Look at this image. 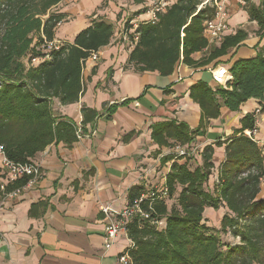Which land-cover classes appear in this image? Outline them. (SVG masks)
I'll list each match as a JSON object with an SVG mask.
<instances>
[{
	"label": "trees",
	"instance_id": "1",
	"mask_svg": "<svg viewBox=\"0 0 264 264\" xmlns=\"http://www.w3.org/2000/svg\"><path fill=\"white\" fill-rule=\"evenodd\" d=\"M63 0H0V144L6 156L17 163L33 161L36 155L53 143L71 145L78 141V125L56 113L54 101L62 105L78 102L84 92L83 68L92 52L107 46L115 26L106 16H91L88 27L80 31L73 43L64 42L60 50L51 52V59L26 66L23 59L34 52L36 39L44 34L55 38L56 27L65 14L53 12ZM109 1L104 0L106 5ZM142 4L144 0H133ZM250 21L258 24L257 34L264 39V0L257 5L243 0ZM202 0H177L156 22H141L136 31L139 42L130 52L125 68L135 72H158L171 75L178 64L200 67L239 48L249 33L238 29L226 35L220 45L209 42L204 35V22L215 9ZM137 14H140L139 12ZM207 54L196 61L192 55ZM232 79L227 88L211 87L199 81L190 89L191 98L201 108L196 129L183 122L168 120L152 125V137L160 147L190 145L196 134L205 131L211 119L221 114L223 106L240 110L243 103L258 99L264 109V44L256 56L237 59L230 67ZM116 107L110 106L108 111ZM83 126L93 124L99 116L95 109L82 107ZM255 113L241 119L225 141V159L218 168V181L206 187L213 173L212 145L202 151V164L191 168L189 155L176 152L162 158H186L184 163L172 162L166 175L168 199L144 200V209L152 203L151 215L164 219L166 227L158 230L137 217L126 225L132 245L128 252L133 264H264V155L260 146L244 131L254 127ZM85 132L84 130L82 131ZM24 177L6 187V192L27 184ZM143 185L129 189L128 203L145 194ZM227 209L221 228L209 227L207 208ZM229 233L238 243L223 244L219 233Z\"/></svg>",
	"mask_w": 264,
	"mask_h": 264
},
{
	"label": "crops",
	"instance_id": "2",
	"mask_svg": "<svg viewBox=\"0 0 264 264\" xmlns=\"http://www.w3.org/2000/svg\"><path fill=\"white\" fill-rule=\"evenodd\" d=\"M116 1H109L106 7H102L103 0H63L58 5L62 6L58 13L66 16L57 26L55 38L73 43L76 35L90 25L93 15L110 19L115 32L111 42L100 49L98 61L84 66V92L79 101L68 105L54 101L55 112L73 120L85 131L84 136L71 145L53 143L38 153L33 161L41 165L42 177L18 188L15 196L0 191V264H116L130 239L122 234L106 248L108 220L101 208L108 205L117 211L123 209L128 204L129 189L136 185H143L145 192L160 190L172 162L186 161L174 158L162 162L163 157L174 154L176 149L160 147L152 137V125L174 120L196 129L201 108L190 96L191 87L199 81L217 87L212 81L213 69L219 66L229 69L237 59L254 57L264 44L257 33H250L239 48L209 65L194 67L180 63L169 76L152 71L135 72L125 68L131 51L118 32L124 26L127 11L117 3L140 13L133 19H148L149 1L142 4ZM241 3L230 0L232 32L227 35L242 29L244 23L254 22L249 20ZM120 11L121 18L116 16ZM206 54L196 52L192 57L198 61ZM112 105L116 108L108 111ZM83 106L99 112L93 124L83 126ZM259 106L258 99L248 100L238 111L223 106L220 116L211 119L205 131L185 145L190 148L191 168L201 165L203 149L213 146L214 169L207 188H213L218 181V168L225 159V144L218 146L216 142L231 137L235 129L241 128V119L255 113ZM257 119L258 138L264 139V111ZM4 179L0 165V183ZM226 211L225 207L207 208V224L219 225Z\"/></svg>",
	"mask_w": 264,
	"mask_h": 264
},
{
	"label": "built area",
	"instance_id": "3",
	"mask_svg": "<svg viewBox=\"0 0 264 264\" xmlns=\"http://www.w3.org/2000/svg\"><path fill=\"white\" fill-rule=\"evenodd\" d=\"M149 5L147 8L148 19H143L138 17L131 20V26L128 25L118 34L122 33V37L127 41L128 50L132 51L137 43L139 42L140 34L136 31L138 25L141 22L149 21L156 22L158 16L164 13L170 6L169 0H148ZM242 2L243 0H237ZM230 0H202L199 5V9L210 5L215 9V14L212 18L205 20L204 22V35L207 39L212 41L222 42L227 33L232 32L231 25L229 23L230 11H229ZM62 21L58 23L57 26L61 25ZM115 39V37H114ZM116 41V40H114ZM63 41L58 38L48 39L44 34H41V39L35 41L34 52L23 59L26 66L38 65L43 61H48L51 59V52L54 50H60ZM100 56V50L92 52L91 55L85 60L84 66L89 62H97ZM212 81L215 85L227 88L228 82L233 78L228 67L219 66L212 71ZM264 109L259 106L255 110L256 122L253 128L244 131V134L249 138L254 140L261 148L264 155V139H259V126L257 116L262 114ZM78 138L84 136L82 129L78 127L77 129ZM176 153L179 156L189 155L188 149L185 146L177 145L175 147ZM0 165L2 173L5 176L4 181L0 183V191L7 193L10 196H15L19 190L15 189L11 192H6V187L9 184L16 182L24 177H29L30 183L36 181L38 178L42 177L43 170L39 163L35 161H28L26 163H17L10 160L4 150V146L0 144ZM261 188L264 196V177L261 178ZM155 197L160 199H168L169 192L166 185H164L160 190L150 189L141 197L135 199L132 203H128L123 209L117 211L106 205L101 208L102 212L107 218V223L105 226L106 234V248H110L120 235L126 234V225L133 218L137 217L143 221H147L158 230H162L166 227V222L164 219H159L158 217H153L151 215L152 203L149 204L148 209L142 207V202L144 200H153ZM128 236V235H127ZM132 245L130 240L129 246ZM127 247V248H128ZM123 250L117 257L116 264H133L132 258L128 252V249Z\"/></svg>",
	"mask_w": 264,
	"mask_h": 264
},
{
	"label": "rangeland",
	"instance_id": "4",
	"mask_svg": "<svg viewBox=\"0 0 264 264\" xmlns=\"http://www.w3.org/2000/svg\"><path fill=\"white\" fill-rule=\"evenodd\" d=\"M113 1L117 2L116 0H113ZM128 1H129V0H128ZM255 1H259V2H260V0H255ZM64 2H65V0H64ZM108 3H109V2H108ZM108 3L105 5V4H104V0H103L102 7H106V6L108 5ZM64 4H65V3H63V5H64ZM244 5H245V2L242 1V3H241L242 8H244ZM117 6L123 8L124 10L127 11V14H126V16H125V22H123V23H124V26H121V27H120V30H119V31H121V30L123 29V27L125 28V27L128 26V25H130V26L132 25V24H131V20L135 17L137 11L132 10V8H130L129 5H127V6H121L120 4L117 3ZM59 7L62 8V6H59ZM59 7L57 6V7L53 8V12L58 13V12H59ZM115 13H116V12H115ZM122 14H123L122 11H120V12L117 13L116 16H119V17L121 18ZM123 23H122V24H123ZM56 28H57V27H56ZM118 28H119V26H118ZM242 29H245L246 31H248L249 34H250V33H257V30H258V24H257L256 21H254L253 23H244V26L242 27ZM236 30H238V29H236ZM213 224H214V223H213ZM207 225H208L209 227H215V225H210V224H207ZM216 225H217V226H216L217 229H220V228H221V223H220L219 225H218V224H216ZM219 237H220V240H221V242H222L223 244H227V243H229V242H231V243H238V242H239V239H235V238H233L229 233L221 232V233H219Z\"/></svg>",
	"mask_w": 264,
	"mask_h": 264
}]
</instances>
